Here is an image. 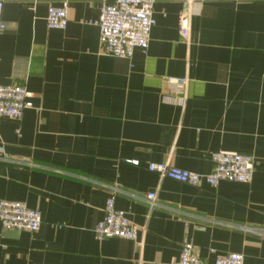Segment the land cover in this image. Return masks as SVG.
<instances>
[{
	"label": "crops",
	"instance_id": "0c3cea01",
	"mask_svg": "<svg viewBox=\"0 0 264 264\" xmlns=\"http://www.w3.org/2000/svg\"><path fill=\"white\" fill-rule=\"evenodd\" d=\"M102 4L71 0L65 30L46 21L61 0L4 4L0 86L24 87L31 107L0 118V202L40 212L42 226L0 225V264H177L185 243L204 264H264V3L159 1L131 59L103 52ZM169 78L188 80L183 101ZM217 152L252 156V181L193 187L148 170L207 175ZM111 197L135 241L96 239Z\"/></svg>",
	"mask_w": 264,
	"mask_h": 264
},
{
	"label": "built area",
	"instance_id": "2783aa9c",
	"mask_svg": "<svg viewBox=\"0 0 264 264\" xmlns=\"http://www.w3.org/2000/svg\"><path fill=\"white\" fill-rule=\"evenodd\" d=\"M0 0V35L6 27L2 20L5 2ZM159 1H182L192 4L196 1L214 0H103L98 27L100 29V44L103 52L119 59H131L136 49H147L151 31L155 26L154 7ZM217 1V0H216ZM234 2L264 3V0H228ZM71 0H61V6H51L47 15V26L50 30H65L69 22ZM179 29L185 39L189 36V17L183 13L180 16ZM167 83L175 91L170 101L181 102L185 99L187 79L169 78ZM30 94L24 87L0 86V118L20 120L30 104ZM212 170L207 175H199L180 170L170 163L150 164L148 170L162 179H169L184 185L199 187L208 185L217 187L221 182L248 184L256 171V163L252 156L217 152L211 156ZM147 200L154 203L156 194H148ZM0 225L3 230H15L27 233H37L42 226L41 213L30 210L25 204L0 202ZM98 241L121 239L135 241L139 229L131 223L126 215L115 208V198L106 203L104 217L95 228ZM177 264H204L196 248L185 243L180 260ZM216 264H244L240 254H229L219 257Z\"/></svg>",
	"mask_w": 264,
	"mask_h": 264
}]
</instances>
